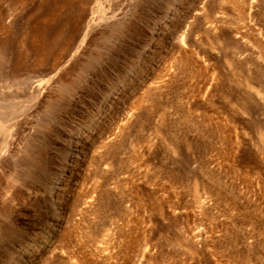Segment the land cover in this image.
I'll use <instances>...</instances> for the list:
<instances>
[{"label": "rangeland", "instance_id": "obj_1", "mask_svg": "<svg viewBox=\"0 0 264 264\" xmlns=\"http://www.w3.org/2000/svg\"><path fill=\"white\" fill-rule=\"evenodd\" d=\"M190 1L0 0V264H264V0Z\"/></svg>", "mask_w": 264, "mask_h": 264}, {"label": "bare ground", "instance_id": "obj_2", "mask_svg": "<svg viewBox=\"0 0 264 264\" xmlns=\"http://www.w3.org/2000/svg\"><path fill=\"white\" fill-rule=\"evenodd\" d=\"M231 1V0H230ZM191 1L190 0H170V2L169 3H167L166 4V7H165V12H166V18H167V20L166 21H164L163 23V25L161 26V27H159L160 29H159V33L160 34H163V33H165V29H167L168 27H170V25L172 24V23H174V26H176L177 24H179V23H181L182 21H184V14H185V8H186V5L187 4H189ZM231 4V3H230ZM233 4L236 6V1L234 0L233 1ZM232 5V4H231ZM205 6V5H204ZM203 8V7H202ZM202 10V9H201ZM203 12V11H202ZM199 13V12H198ZM197 13V14H198ZM205 14H206V16H207V13L205 12ZM208 17V16H207ZM206 17V19H208ZM211 20V19H210ZM210 22V23H209ZM183 23V22H182ZM186 23V22H185ZM207 23H209V25L212 27L213 26V23L211 22V21H207ZM191 24V23H190ZM190 26V25H189ZM154 30H155V28H154ZM169 30V29H168ZM172 30V29H171ZM174 30H175V28H174ZM174 30H172L171 31V34H174ZM189 30V29H188ZM154 32L155 31H153V34H152V41L154 42V41H157V42H161L162 40H160L161 39V36H159L160 37V39L158 38L157 40H155V39H153L154 38ZM170 32V31H169ZM186 33V32H185ZM159 34V35H160ZM169 34V33H168ZM166 35V34H165ZM182 35V34H181ZM168 37V36H167ZM180 37V36H179ZM188 39V37H184L182 40L184 41L185 39ZM179 39V38H178ZM150 40V41H151ZM181 40V43L183 42ZM189 40V39H188ZM156 42V43H157ZM158 44V43H157ZM182 46H184V44L182 45ZM179 54V53H178ZM171 56V55H170ZM176 57L178 56V55H175ZM179 56H181V55H179ZM173 57V56H172ZM176 57H173V59L174 58H176ZM145 59V58H144ZM173 59H171L172 61H177V60H173ZM176 59H178V58H176ZM181 59H183V58H181ZM146 60H148V57H147V59H145L144 61H146ZM170 60V61H171ZM143 61V59L141 60V59H139L138 58V60H135V62H134V64H133V67L131 68V70L129 71L130 73L129 74H127V76L130 78L128 81H130L131 79H132V77L134 76L135 78H137L138 77V73H140L141 71H142V68H140V69H138L137 70V67H139V66H142V64L144 63L145 64V62ZM185 61V60H184ZM148 62L146 61V64H147ZM171 63V62H170ZM173 63V62H172ZM177 63V62H176ZM183 63V62H182ZM143 64V65H144ZM134 70H137L136 72L134 71ZM134 73V74H133ZM238 74V73H237ZM239 75V74H238ZM213 76H216V75H213ZM240 76V75H239ZM133 77V78H134ZM139 79L141 78V77H138ZM215 78V77H214ZM213 78V79H214ZM135 80V79H134ZM138 80V79H137ZM128 81H124V83H122V87H120L119 89L121 90V93H120V95H118V97L117 98H121V99H123V98H125L126 97V95H127V91L128 90H126L125 91V87L127 86V85H129V83H128ZM243 81V80H242ZM17 84V83H16ZM132 84V83H131ZM244 84H246L245 86H247L248 88H250V89H252V90H254L258 95H261V96H264V87L262 86V85H260V84H257V85H255V84H252V82L250 81V80H248V78H246V79H244ZM128 88V87H127ZM146 93V92H145ZM146 94H148V93H146ZM143 97H144V95H143ZM113 101H114V99H113ZM142 101V100H141ZM107 103V101L106 102H102L100 105H99V107H98V110L100 111V112H103V114H101V115H105L109 110H110V108L108 107V104H109V102H108V104H106ZM113 104V103H112ZM109 106H112V105H109ZM2 107V106H1ZM107 107L109 108V109H107ZM17 112V111H16ZM19 112H20V110H19ZM19 112H17V114L16 115H18V113ZM21 113V112H20ZM99 113V112H98ZM10 114V113H9ZM9 114H6V113H4L3 112V110L2 111H0V120L3 122V124H5V125H7L9 122H11V121H13L16 117H18V116H15V115H13V116H11V115H9ZM105 117H106V115H105ZM101 119H102V117H101ZM104 119V118H103ZM106 119V118H105ZM99 120V119H98ZM97 120V122H99ZM96 120H94V121H91V123L89 124L90 126H89V129H86L87 131H80V132H78V136L77 137H74L73 138V140H71L72 141V145L74 146V148L77 150V151H79V152H76L75 151V153H71V150L68 152L67 151V153L65 154V160H64V163H63V166H64V168H63V171L65 172V173H67V169L69 168V164H71L70 162H69V160H73V162H72V164L73 165H77L78 164V162H79V156L81 155L80 153H81V151H83V147L81 146L82 144H84L85 142H87L88 140H89V138L91 137V135L88 133V131L89 130H92V128H93V126H95V122ZM102 122V121H101ZM98 124V123H97ZM99 125V124H98ZM88 128V127H87ZM7 129H9V128H7ZM263 134L264 133H262V135L261 136H263ZM73 136V135H72ZM71 138V137H70ZM262 138H264V137H262ZM263 142H264V140H263ZM72 146V147H73ZM71 147V146H70ZM73 167V166H72ZM56 176V175H55ZM57 177H58V175H57ZM65 180H64V177H62V178H57V181H56V179H55V181H54V186H53V188H52V193H53V199L55 200V202H54V204H53V206L51 207V211L53 212V213H55V214H57V216H59L60 217V214L62 213L61 212V205H60V203H61V199H62V196H63V191L66 189H64V187L66 186L65 185ZM198 184V183H197ZM93 202V201H92ZM91 205V204H90ZM78 264H81V262L80 263H78Z\"/></svg>", "mask_w": 264, "mask_h": 264}]
</instances>
